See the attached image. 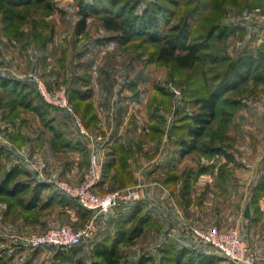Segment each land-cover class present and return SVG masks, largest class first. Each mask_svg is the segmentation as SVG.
Wrapping results in <instances>:
<instances>
[{
	"label": "rangeland",
	"instance_id": "rangeland-1",
	"mask_svg": "<svg viewBox=\"0 0 264 264\" xmlns=\"http://www.w3.org/2000/svg\"><path fill=\"white\" fill-rule=\"evenodd\" d=\"M145 9L151 17L156 15L160 36L168 34L169 28L185 16H189L190 39L204 36L211 30L210 55L206 59L214 58L216 62L209 65L205 60L206 65L182 69L172 62L156 60L161 43L147 39L144 25L136 16ZM81 11L88 12L89 16L84 31L75 34ZM107 15L132 27L135 34L128 43H118L115 37L121 34L120 31L103 27L102 17ZM246 55L258 61L264 58V0H31L11 9L0 0V76L27 88L24 90L26 94L16 96L7 86L0 85L2 171L16 164L29 174L32 184L45 182L43 180L48 178L69 182L61 174H56V170L78 155L64 148L65 140L52 137L50 116L57 112L66 128L81 123L68 96L72 90L83 89L86 85L82 82L84 79L107 76L114 90L120 88L124 96L130 98L124 100L127 108L122 110L123 121L130 122L131 117L134 118L135 122L131 123H135L138 130L132 131L131 135L139 156L151 159L149 149L156 150L151 145L156 143V137L148 139L146 136L150 125L159 123L165 134L161 137L164 139L161 154L165 153L169 158L170 169L181 175L174 190L169 188L166 193L167 216L171 222L190 238L177 216L203 230H236L254 253L256 261L264 264V190L254 192L259 181L264 182V82L249 79L226 92L217 103L216 117L199 139V150L180 158L177 156V139L184 134L179 124L186 121V116L197 112L194 99L207 93L217 73L220 74L229 61ZM37 82H41L48 93L63 90L72 111L60 110L47 103ZM129 85L132 89L128 88ZM23 96L30 100L31 107L34 104L47 105L44 104L41 112L27 108L17 101ZM172 126H176L174 134ZM160 139L157 140L159 145ZM143 144H148V153L142 150ZM158 151L159 147L155 156ZM20 156L27 161L22 164ZM54 157L63 163L57 166ZM200 168L206 172L200 174V178L198 175L190 180L187 201L180 195L183 178L188 172ZM151 179L148 177L155 186ZM45 183L49 187L40 193V204L52 199L41 208L24 211L16 205L17 198L0 196V264H66L65 258L75 252L72 247L31 249L26 243L25 237L30 233H43L64 224L80 229L94 215L81 206L80 209L73 199L57 201V190L52 184ZM93 191L98 195L108 194L95 188ZM143 200L140 197L127 203ZM127 203L94 215L95 237L83 242L86 245L83 254L88 257L93 239L115 233L112 221L116 220V224L120 216L116 219L113 215L108 222L107 215ZM140 204V216L149 217V224L143 226L142 233L135 240L121 245L122 261L134 263L138 256L152 254L154 259L149 264H160L158 250L170 237L159 227L160 216L152 219L151 211L144 203ZM246 204L250 206L249 218L243 216ZM129 206L124 208L127 210ZM136 218L125 228L135 225ZM100 224L105 225L103 230ZM179 245H183V241ZM196 250L217 255L215 264H234L206 246H199ZM70 260L72 262L74 258Z\"/></svg>",
	"mask_w": 264,
	"mask_h": 264
},
{
	"label": "trees",
	"instance_id": "trees-1",
	"mask_svg": "<svg viewBox=\"0 0 264 264\" xmlns=\"http://www.w3.org/2000/svg\"><path fill=\"white\" fill-rule=\"evenodd\" d=\"M37 2H44L45 0H36ZM47 1V0H46ZM8 9L20 7L31 2V0H4ZM89 13L86 11L79 12V19L75 24V34H80L86 27V20ZM139 22L144 25V34L147 39L152 42H160V46L156 52L155 59L162 62H172L176 67L182 69H190L199 64L206 65L205 60L209 54L210 41L212 38V31L209 30L204 36L190 39L189 25L187 19L189 16L181 18L176 24L169 28V33L160 36L158 32V20L156 15L150 16L149 11L145 9L141 14L136 15ZM103 27L107 30L120 31L121 34L115 38L118 43L125 45L134 36L135 32L131 26H124L118 22V20L111 15L102 17ZM149 29H152L149 31ZM216 59L212 58L208 60V64H214ZM215 82H212L206 94L197 96L194 99V103L198 106L197 112L186 116V121L179 124L180 129L184 131L183 136H180L177 140V156L183 157L184 155L199 150V139L205 135L208 127L214 120L217 114V103L221 97L228 91L238 88L241 84L251 79L256 83L264 82V58L262 60H256L250 55L239 57L235 60H231L227 63L225 68L217 73ZM217 81V82H216ZM0 85L7 86L16 96L22 95L26 87L20 86L15 81H10L4 76H0ZM88 90L78 91L72 90L69 100L73 103L74 110H78L82 100L87 99ZM74 93V94H73ZM25 96L19 98L17 101L20 105H24L27 108L38 110L45 108L44 104H34L30 106V100H25ZM17 98V97H16ZM24 103V104H23ZM47 105V104H45ZM156 121V120H155ZM159 124V123H158ZM150 125L148 139L154 137L160 139L163 135L161 125ZM176 126H172V134L175 133ZM0 150V196L8 199L17 198L16 205L24 211L34 210L35 208L44 207L51 201L47 200L40 204V193L49 184L42 181H36L32 184L29 180V174L21 169L18 165H12L7 170L2 171ZM113 152L118 156L117 161L111 155ZM223 153V152H222ZM224 155V154H222ZM228 157V155H224ZM129 157V153L126 150H113L110 156L103 163L102 166V178L103 181L110 169L115 168L114 177L124 176L127 179L124 180L125 184H130L129 176L124 172L126 161ZM206 172L203 168H200L196 172H188L183 178V188L181 196L186 200L189 196L190 180L197 178L198 175ZM127 175V176H126ZM179 175L175 170L169 169L165 178V184L172 191L176 182L179 180ZM264 190V182L262 180L255 186L254 192ZM56 191V190H55ZM57 201L72 200L61 192L56 191ZM27 195L25 199L24 196ZM188 201V200H187ZM144 203V202H140ZM139 202L131 204L129 209H125L124 213L120 215L117 220L115 233L104 234L98 238L93 239L89 245L88 257L83 254V249L86 247L83 242L73 246L75 251L71 256H67L65 259L70 260L74 258V261H65L66 264H149L153 261L154 255L142 254L138 256L137 260L132 263L130 261H122L121 245L132 242L141 233L144 225L149 224L150 218H144L141 215V204ZM10 204V203H9ZM80 209L81 207L76 204ZM83 210V209H82ZM87 214V211H84ZM137 217V218H136ZM136 218V224L125 228L127 223L134 221ZM95 237V236H94ZM160 255V264H215L217 255L211 254L202 250H193L186 245H179L173 240H167L166 243L158 250ZM78 254V256H76ZM80 254V255H79ZM221 257V256H220ZM222 258V257H221ZM231 262V261H230ZM233 263V262H232Z\"/></svg>",
	"mask_w": 264,
	"mask_h": 264
},
{
	"label": "crops",
	"instance_id": "crops-1",
	"mask_svg": "<svg viewBox=\"0 0 264 264\" xmlns=\"http://www.w3.org/2000/svg\"><path fill=\"white\" fill-rule=\"evenodd\" d=\"M108 79L107 76L97 75L95 78L88 77L82 81L86 85H84V87L82 86L83 89L80 91L88 90L87 99L82 100L81 106H79L77 111L75 110V113L79 116L81 121L80 126L84 132L80 130L77 123L73 128H66L67 126L63 125L64 122L62 123L58 119L59 115L56 114L57 112L51 114L50 119L52 126L49 125V128L54 135L52 137L54 139L58 138L65 140L64 148L73 150L78 155L73 157L72 160H69L70 163H63L60 159H57L58 157H54L57 166L58 163H63L60 165L61 167L58 166L59 169L57 168V173H55L61 174V176L68 179L69 182L77 184L82 180L88 168L89 158L92 152L100 158L103 165L113 150L121 149L128 151L129 157L126 161L124 172L129 176L130 184L124 183V180L127 178L122 175L114 177L115 168H112L108 172L107 177L95 187V190L109 193L128 186L140 185V193H142L141 199H144L143 202L146 209L151 211L149 212L151 218L156 219L157 216H160L159 227L167 232L165 235L170 237L168 240H173L178 244L180 241H183V245H185L187 242L191 241V238L187 233L182 232L175 222H171L167 216L168 196H166V193L169 188L166 186L164 180L170 169V160L165 153L161 154L164 147V139H160V145L159 142H157L158 138L155 140L156 143L151 144L156 147V150L149 149L151 159H145L143 155L139 156L136 149L137 144L135 145L136 142L131 135L132 131L138 130L135 123L132 124L134 118L131 117L130 122L123 121L124 114L122 110L127 108V104L124 100H127L126 98H129V96H124V92H121L120 88L114 90V87L111 86L112 83H110L111 80ZM130 86L131 85H129L128 88L132 89ZM128 100H130V98ZM126 102L129 104L128 101ZM76 114L73 115L76 116ZM131 127L135 128L130 129ZM163 135L165 136L164 133ZM146 145L148 144H143L142 150L148 153ZM157 147H159V151L155 156L154 153H157ZM34 148L37 149L36 146H34ZM111 156L117 161L118 156L114 152ZM77 159L79 160L78 162ZM72 161H74V163ZM21 163L23 164V162ZM148 177L152 178V183H155V186H152L151 181H148ZM200 177L201 175L199 178ZM210 181L209 178L208 182L210 183ZM175 189L176 192H179V189ZM124 207H126L125 204L120 205L119 209H116V212L109 213L107 215L109 218L108 222L113 215H115V218L122 215L126 209ZM115 221L116 220L112 221V226L116 228ZM103 225L104 224H100L101 230H103ZM105 229L108 230L104 227V230ZM168 229L170 230L168 231ZM170 231H172L173 234H171Z\"/></svg>",
	"mask_w": 264,
	"mask_h": 264
},
{
	"label": "built area",
	"instance_id": "built-area-1",
	"mask_svg": "<svg viewBox=\"0 0 264 264\" xmlns=\"http://www.w3.org/2000/svg\"><path fill=\"white\" fill-rule=\"evenodd\" d=\"M37 83L38 89L47 103L55 108H60V110L66 109L67 111H72L63 90L48 93L41 82ZM174 92L178 93L176 90ZM78 125L80 130L84 132L79 122ZM20 159L22 162L27 161L23 156H20ZM101 174L102 162L92 152L90 154L87 171L77 185H73L59 178H48L43 181L52 184L57 191L75 200L82 208L94 212V215L107 213L121 203L134 202L141 197L140 185L126 187L104 195L96 194L93 190L100 181ZM39 179L42 180L41 178ZM94 215L80 229H73L64 224L50 228L43 233H30L25 237L26 243L31 249L47 246L71 248L81 242L89 241L94 238L96 231L94 224L96 217ZM177 219L182 222L185 226V231H188L192 238L190 242L185 244L191 249L196 250L199 246H206L214 252L219 253L222 258L234 264H259L246 241L238 235L236 230H228L225 232H219L216 228L203 230L181 219L180 215L177 216Z\"/></svg>",
	"mask_w": 264,
	"mask_h": 264
},
{
	"label": "water",
	"instance_id": "water-1",
	"mask_svg": "<svg viewBox=\"0 0 264 264\" xmlns=\"http://www.w3.org/2000/svg\"><path fill=\"white\" fill-rule=\"evenodd\" d=\"M243 216L246 218L250 217V206H249V204H246L244 212H243Z\"/></svg>",
	"mask_w": 264,
	"mask_h": 264
}]
</instances>
